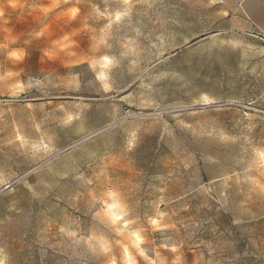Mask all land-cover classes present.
<instances>
[{"label": "rangeland", "instance_id": "374dc122", "mask_svg": "<svg viewBox=\"0 0 264 264\" xmlns=\"http://www.w3.org/2000/svg\"><path fill=\"white\" fill-rule=\"evenodd\" d=\"M213 1L0 0L6 264H264V78Z\"/></svg>", "mask_w": 264, "mask_h": 264}, {"label": "crops", "instance_id": "0c3cea01", "mask_svg": "<svg viewBox=\"0 0 264 264\" xmlns=\"http://www.w3.org/2000/svg\"><path fill=\"white\" fill-rule=\"evenodd\" d=\"M213 4L217 13L215 35L235 41L245 37L248 41L243 46L257 55L256 64H250L254 61L251 58L248 67L256 66V78H264V46L255 38H264V0H214ZM261 90L258 98L264 97V87Z\"/></svg>", "mask_w": 264, "mask_h": 264}, {"label": "clouds", "instance_id": "9594fccd", "mask_svg": "<svg viewBox=\"0 0 264 264\" xmlns=\"http://www.w3.org/2000/svg\"><path fill=\"white\" fill-rule=\"evenodd\" d=\"M0 264H6V259H0Z\"/></svg>", "mask_w": 264, "mask_h": 264}]
</instances>
